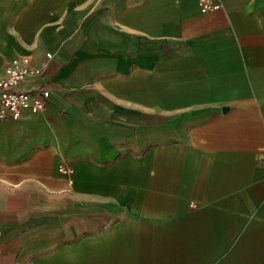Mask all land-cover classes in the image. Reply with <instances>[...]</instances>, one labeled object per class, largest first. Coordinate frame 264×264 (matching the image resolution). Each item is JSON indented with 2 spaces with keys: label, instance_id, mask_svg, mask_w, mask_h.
Instances as JSON below:
<instances>
[{
  "label": "crops",
  "instance_id": "0c3cea01",
  "mask_svg": "<svg viewBox=\"0 0 264 264\" xmlns=\"http://www.w3.org/2000/svg\"><path fill=\"white\" fill-rule=\"evenodd\" d=\"M216 1L0 0L50 89L0 119V264H264V0Z\"/></svg>",
  "mask_w": 264,
  "mask_h": 264
},
{
  "label": "built area",
  "instance_id": "2783aa9c",
  "mask_svg": "<svg viewBox=\"0 0 264 264\" xmlns=\"http://www.w3.org/2000/svg\"><path fill=\"white\" fill-rule=\"evenodd\" d=\"M202 10H211L219 5L216 0H199ZM41 67L34 63L31 55L21 54L12 57L0 73V119L11 116L15 119L21 116L27 108L34 112L43 110L50 96V89L37 82ZM30 80L29 85L21 84ZM58 169L72 175L74 168L62 160Z\"/></svg>",
  "mask_w": 264,
  "mask_h": 264
}]
</instances>
